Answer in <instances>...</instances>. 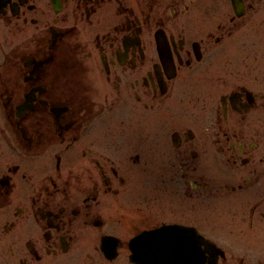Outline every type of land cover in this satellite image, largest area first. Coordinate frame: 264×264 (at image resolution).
<instances>
[{
	"label": "flooded vegetation",
	"instance_id": "flooded-vegetation-1",
	"mask_svg": "<svg viewBox=\"0 0 264 264\" xmlns=\"http://www.w3.org/2000/svg\"><path fill=\"white\" fill-rule=\"evenodd\" d=\"M255 1L0 0V264H137L144 232L264 264V90L228 66Z\"/></svg>",
	"mask_w": 264,
	"mask_h": 264
},
{
	"label": "rangeland",
	"instance_id": "rangeland-1",
	"mask_svg": "<svg viewBox=\"0 0 264 264\" xmlns=\"http://www.w3.org/2000/svg\"><path fill=\"white\" fill-rule=\"evenodd\" d=\"M234 35V40L237 41L238 33H235ZM230 45L231 43L229 46ZM234 51L235 53L230 54L229 56H236V59L230 61L228 66L240 68V82H248L252 85V87H258L259 89L264 90V0L259 2L255 1L252 8L247 10L245 15L241 16L240 44L238 43L237 47L234 48ZM228 77L229 79H232L238 77V75H229ZM203 89L211 91L212 89L210 87V83H202V90ZM176 120V122L181 123L182 116L180 113L177 115ZM182 122L183 124H180L181 126L177 128H190L191 130L197 131L205 129V124L202 122H193L188 120H183ZM167 125L168 124H165V128ZM248 125L249 127H252L253 123H249ZM157 126V123L149 124L148 129H156ZM203 171L204 173H209V171ZM199 173L201 172H196L197 175ZM197 175L195 178L198 179ZM202 201H205V199H198L196 203L198 214L208 211V208L205 207L206 204L204 202L202 203ZM239 257L240 250L227 249L225 252V258L227 259H237Z\"/></svg>",
	"mask_w": 264,
	"mask_h": 264
},
{
	"label": "water",
	"instance_id": "water-1",
	"mask_svg": "<svg viewBox=\"0 0 264 264\" xmlns=\"http://www.w3.org/2000/svg\"><path fill=\"white\" fill-rule=\"evenodd\" d=\"M232 1V5L235 9L236 12L239 11V3L238 1L239 0H231ZM242 0H240V14L242 13ZM142 234L138 235L135 240L139 243H143V239H142ZM197 242L199 244V242H201V237L199 235H197ZM203 243H205L204 241H202ZM141 244H136V248H133L132 250V255H131V258L134 260V261H138L140 263H142V259H144V256L143 254L145 253V250H143L142 248V245ZM205 248H206V252L210 253V257H209V264H214L215 261H216V258H217V253H221V251L215 247L214 244L212 243H205ZM204 250H201V249H198L195 253V256L193 257V260H195L196 264H201L203 259H204ZM149 254L147 255L148 257H152V252L149 251L148 252ZM180 258L181 260L184 259V258H187V252H184V251H180ZM154 264H158L157 262H155Z\"/></svg>",
	"mask_w": 264,
	"mask_h": 264
},
{
	"label": "bare ground",
	"instance_id": "bare-ground-1",
	"mask_svg": "<svg viewBox=\"0 0 264 264\" xmlns=\"http://www.w3.org/2000/svg\"><path fill=\"white\" fill-rule=\"evenodd\" d=\"M210 254V253H209Z\"/></svg>",
	"mask_w": 264,
	"mask_h": 264
}]
</instances>
